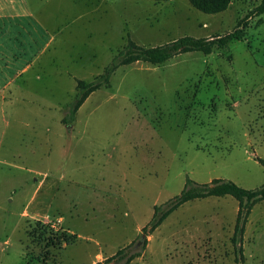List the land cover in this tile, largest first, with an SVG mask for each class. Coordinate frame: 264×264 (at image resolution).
Wrapping results in <instances>:
<instances>
[{"label":"rangeland","instance_id":"rangeland-1","mask_svg":"<svg viewBox=\"0 0 264 264\" xmlns=\"http://www.w3.org/2000/svg\"><path fill=\"white\" fill-rule=\"evenodd\" d=\"M259 2L204 13L188 0L23 1L20 68L0 82V264H264V200L241 257L230 195L188 200L140 237L187 177L264 183V12L223 48L118 66L61 121L77 79L101 73L128 37L223 34Z\"/></svg>","mask_w":264,"mask_h":264},{"label":"trees","instance_id":"trees-1","mask_svg":"<svg viewBox=\"0 0 264 264\" xmlns=\"http://www.w3.org/2000/svg\"><path fill=\"white\" fill-rule=\"evenodd\" d=\"M196 9L204 13H218L225 10L231 0H188ZM264 12V0H260L259 4L250 10L247 14L239 18L234 27L223 34H213L209 37H194L191 35H182L168 42L156 44L153 46H143L136 43L131 38H127L125 44L116 51L110 62L103 68L102 72L96 75L91 81L77 79L76 93L73 101L69 105L68 112L61 118L62 123L71 124L74 120L75 112L85 100V98L101 86L109 84L110 76L113 71L120 65L130 64L135 61H142L151 64H161L170 59L174 55L187 51H200L209 53L214 47L223 48L231 40H241L244 36V29L248 25V20L252 15H259ZM257 161L264 166V159L257 158ZM230 195L238 202L233 233L231 242L235 251L242 256V234L244 231V223L250 212L251 207L257 201L264 200V183L259 187L245 188L236 182L216 177L208 182L198 183L187 177L184 185L178 194L174 195L166 202L165 207L154 205L152 216L149 222L142 227L143 234L153 231L165 217L171 213L182 203L208 196H224ZM146 238L142 239L143 247ZM140 255V252H134L127 256L129 261L133 256ZM125 257V248H119L113 255L106 258V261L122 259ZM94 264H102L101 262Z\"/></svg>","mask_w":264,"mask_h":264},{"label":"crops","instance_id":"crops-1","mask_svg":"<svg viewBox=\"0 0 264 264\" xmlns=\"http://www.w3.org/2000/svg\"><path fill=\"white\" fill-rule=\"evenodd\" d=\"M23 1L0 0V82L10 81L20 68L13 65L22 32Z\"/></svg>","mask_w":264,"mask_h":264}]
</instances>
